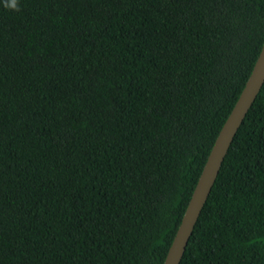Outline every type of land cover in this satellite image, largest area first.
<instances>
[{
  "label": "trees",
  "instance_id": "obj_1",
  "mask_svg": "<svg viewBox=\"0 0 264 264\" xmlns=\"http://www.w3.org/2000/svg\"><path fill=\"white\" fill-rule=\"evenodd\" d=\"M264 40V0H0V264H162ZM179 264H264V82Z\"/></svg>",
  "mask_w": 264,
  "mask_h": 264
},
{
  "label": "water",
  "instance_id": "obj_2",
  "mask_svg": "<svg viewBox=\"0 0 264 264\" xmlns=\"http://www.w3.org/2000/svg\"><path fill=\"white\" fill-rule=\"evenodd\" d=\"M264 82V40L251 72L207 155L162 264H179L233 137Z\"/></svg>",
  "mask_w": 264,
  "mask_h": 264
},
{
  "label": "clouds",
  "instance_id": "obj_3",
  "mask_svg": "<svg viewBox=\"0 0 264 264\" xmlns=\"http://www.w3.org/2000/svg\"><path fill=\"white\" fill-rule=\"evenodd\" d=\"M7 6L13 10L19 11V0H7Z\"/></svg>",
  "mask_w": 264,
  "mask_h": 264
}]
</instances>
